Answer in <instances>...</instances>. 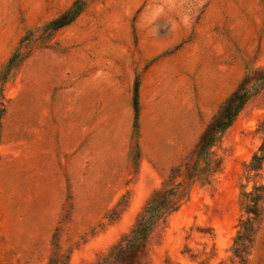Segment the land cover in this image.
<instances>
[{
	"label": "rangeland",
	"instance_id": "374dc122",
	"mask_svg": "<svg viewBox=\"0 0 264 264\" xmlns=\"http://www.w3.org/2000/svg\"><path fill=\"white\" fill-rule=\"evenodd\" d=\"M261 74L264 0H0V264H114L155 192L179 184L180 209L125 264H264V192L252 243L236 242L264 187V164L251 168L264 90L195 154L225 84L257 90ZM80 101L83 143L69 110Z\"/></svg>",
	"mask_w": 264,
	"mask_h": 264
},
{
	"label": "trees",
	"instance_id": "16d2710c",
	"mask_svg": "<svg viewBox=\"0 0 264 264\" xmlns=\"http://www.w3.org/2000/svg\"><path fill=\"white\" fill-rule=\"evenodd\" d=\"M83 12L82 9H77L75 5L71 10L60 16L57 20L51 23L55 31L60 30L72 24ZM261 85L259 89L253 90L247 88L245 81L226 99L219 111L214 115L207 129L202 134L199 144L196 147L195 154L201 156L209 152L219 142L221 136L226 133L236 122L239 115L245 109L252 98L257 96L260 91L264 90V74L260 77ZM138 89L134 98V109L136 112V125L139 120V102ZM264 164V143L255 154L251 162L253 170H261ZM173 173V172H172ZM166 185L164 186V188ZM181 185L177 187L166 188L155 192L151 200L147 203L141 213L138 222L132 231L123 242L116 247L112 253L114 264H125L133 261L136 254L143 252L161 222H165L166 218L177 212L182 200L187 196V192H179ZM261 192H264V187H256L254 194H249L251 197V205L248 207V213L254 215L253 219H248L242 223L243 232L238 235L237 243L241 242L243 246L247 243L251 244L255 234V223L260 219L259 203L263 198ZM238 248L236 253L238 254Z\"/></svg>",
	"mask_w": 264,
	"mask_h": 264
},
{
	"label": "crops",
	"instance_id": "0c3cea01",
	"mask_svg": "<svg viewBox=\"0 0 264 264\" xmlns=\"http://www.w3.org/2000/svg\"><path fill=\"white\" fill-rule=\"evenodd\" d=\"M168 64L167 62H158L156 63L151 70L146 74V76L143 79L141 90H140V103L142 108V119L146 117V111L150 108L151 103L148 100L147 93L148 88L150 87L152 83V90H154V95L157 94L158 97H160L161 94V85H162V77L164 76L165 71L167 70ZM236 90V89H235ZM231 84H225L224 90L220 91V98L219 101L222 104L226 101V99L235 91ZM157 96H154V100L152 104L157 100ZM75 106L69 108L71 117L75 114L80 119V125L78 123H75L76 126H80V129L78 130V127L71 132L75 131V136H80V141L83 143L85 139L87 138L86 135H88V110H87V104L85 102L78 103L76 102L74 104ZM219 107V109H220ZM219 111V110H218ZM217 111V112H218Z\"/></svg>",
	"mask_w": 264,
	"mask_h": 264
}]
</instances>
